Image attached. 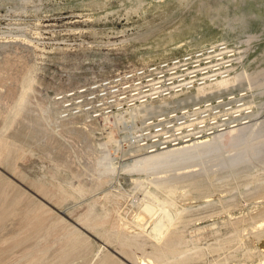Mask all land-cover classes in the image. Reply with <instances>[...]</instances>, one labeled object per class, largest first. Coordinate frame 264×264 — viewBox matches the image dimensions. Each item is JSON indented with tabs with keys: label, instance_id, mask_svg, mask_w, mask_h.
Returning a JSON list of instances; mask_svg holds the SVG:
<instances>
[{
	"label": "rangeland",
	"instance_id": "obj_1",
	"mask_svg": "<svg viewBox=\"0 0 264 264\" xmlns=\"http://www.w3.org/2000/svg\"><path fill=\"white\" fill-rule=\"evenodd\" d=\"M218 40L255 114L211 144L143 154L56 116L61 91ZM0 264H264V0H0Z\"/></svg>",
	"mask_w": 264,
	"mask_h": 264
},
{
	"label": "built area",
	"instance_id": "obj_2",
	"mask_svg": "<svg viewBox=\"0 0 264 264\" xmlns=\"http://www.w3.org/2000/svg\"><path fill=\"white\" fill-rule=\"evenodd\" d=\"M237 56L234 42L218 40L92 77L55 94L56 116L111 119L127 149L147 152L222 133L252 121L250 90L238 84L189 95L229 77ZM180 97L185 99L152 107Z\"/></svg>",
	"mask_w": 264,
	"mask_h": 264
},
{
	"label": "bare ground",
	"instance_id": "obj_3",
	"mask_svg": "<svg viewBox=\"0 0 264 264\" xmlns=\"http://www.w3.org/2000/svg\"><path fill=\"white\" fill-rule=\"evenodd\" d=\"M235 67H236V63L232 69V72L230 74L229 77H226V78H223V79H220L219 81L213 83V84H209V85H206V86H201V87H198L192 94L189 95V97L191 98H194V97H199L200 95H203V94H206L207 92H211L215 89H219V88H226L227 86H231V85H235L234 83L237 82L239 79V77L237 75L235 76H232L233 75V72L235 70ZM183 98L184 97H180V98H172V99H166V100H170V101H166V100H163V101H159L157 104H153L152 107H160V105L162 104H171V103H174V102H180V101H183ZM185 99V98H184ZM254 114H255V111H254ZM253 120V119H252ZM251 122V121H250ZM249 123H246L242 126H238V127H233V128H230L228 129L227 131L225 132H222V133H217V134H214V135H210L208 137H205V138H202V139H199V140H195V141H191V142H187V143H183L181 145H177V146H172V147H169V148H165V149H159V150H156V151H151V152H147V151H142V150H139V148L137 147H132L133 150L135 151H138V152H141L143 154H152V153H156V152H159V151H164V150H168V149H171V150H168L167 152H170L172 154H176V153H183L185 148L187 147H190V146H195V145H207V144H211L212 141L214 140H218L221 135L227 133V132H230V133H233L234 131H236V129H240V128H243V127H247ZM110 130V128H108ZM110 133V132H109ZM112 135V134H111ZM118 141V140H117ZM127 149V148H126ZM131 150V149H130ZM133 150H131L133 152ZM166 152V153H167ZM139 154V153H138ZM165 225V224H164ZM159 226V225H158ZM157 227V226H156ZM163 228H165L163 226ZM157 229V228H155ZM162 229V228H161ZM166 229V228H165ZM154 230V229H153ZM156 231V230H155ZM160 231V229H159ZM157 230V232H159ZM88 232V231H87ZM126 261V260H125Z\"/></svg>",
	"mask_w": 264,
	"mask_h": 264
}]
</instances>
